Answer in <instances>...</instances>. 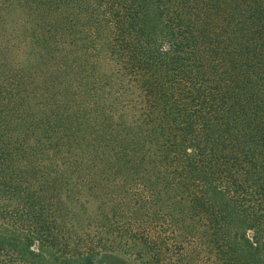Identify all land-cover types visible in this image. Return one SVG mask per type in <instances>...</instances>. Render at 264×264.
Listing matches in <instances>:
<instances>
[{"label":"trees","instance_id":"obj_1","mask_svg":"<svg viewBox=\"0 0 264 264\" xmlns=\"http://www.w3.org/2000/svg\"><path fill=\"white\" fill-rule=\"evenodd\" d=\"M97 248L264 264V0H0V264Z\"/></svg>","mask_w":264,"mask_h":264},{"label":"rangeland","instance_id":"obj_2","mask_svg":"<svg viewBox=\"0 0 264 264\" xmlns=\"http://www.w3.org/2000/svg\"><path fill=\"white\" fill-rule=\"evenodd\" d=\"M20 60H23L24 57H17ZM16 62L17 59L15 60ZM98 170V169H97ZM96 168L91 170L92 172L97 171ZM125 175V173H123ZM123 174L122 177H123ZM89 175L92 176L90 173ZM102 174H96L95 175V183L98 184V180L100 177H102ZM126 176V175H125ZM110 182H103V186H98L97 190L95 191V188L92 189L86 185H83L82 189H79L78 198L79 203H83L86 209L85 214L89 213H99L101 216L103 215V218L111 217L114 215V189H112V186L115 179H110ZM86 184V183H85ZM43 188H46V186H42ZM112 200V201H111ZM107 215V216H106ZM84 222H87V218L85 217ZM102 221H105V219H102ZM16 226V225H15ZM16 229H23L24 233H28V229L30 226H20V223H17ZM15 229V230H16ZM88 237H83V246L89 247V244L86 242ZM98 251V254L94 258L93 264H139V261L136 260L133 256L116 252V251H103L100 249H96Z\"/></svg>","mask_w":264,"mask_h":264}]
</instances>
